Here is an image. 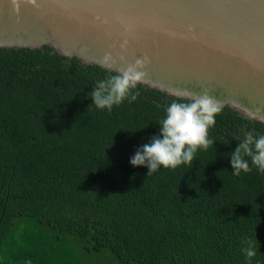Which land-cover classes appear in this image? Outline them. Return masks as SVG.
<instances>
[{
    "label": "trees",
    "instance_id": "trees-1",
    "mask_svg": "<svg viewBox=\"0 0 264 264\" xmlns=\"http://www.w3.org/2000/svg\"><path fill=\"white\" fill-rule=\"evenodd\" d=\"M117 74L47 44L0 45V264H248L244 238L264 264V173L230 163L264 120L223 104L192 165L147 176L130 158L191 98L141 82L136 101L97 109L90 92Z\"/></svg>",
    "mask_w": 264,
    "mask_h": 264
},
{
    "label": "water",
    "instance_id": "water-1",
    "mask_svg": "<svg viewBox=\"0 0 264 264\" xmlns=\"http://www.w3.org/2000/svg\"><path fill=\"white\" fill-rule=\"evenodd\" d=\"M43 44L119 73L146 56L142 83L264 120V0H0V45Z\"/></svg>",
    "mask_w": 264,
    "mask_h": 264
},
{
    "label": "clouds",
    "instance_id": "clouds-1",
    "mask_svg": "<svg viewBox=\"0 0 264 264\" xmlns=\"http://www.w3.org/2000/svg\"><path fill=\"white\" fill-rule=\"evenodd\" d=\"M11 3L13 10L19 13L21 3L35 4V0H11ZM108 59L110 54L105 56V60ZM147 63L146 56L138 57L119 74L98 81L89 94L95 107L101 110L106 108L111 112L114 105H121L126 98L129 104L136 101L140 93L132 90L146 76L144 69ZM183 95L191 97V101H173L165 109V117L158 121L159 135L153 136L150 143L143 144L130 158L133 166H147V176L155 173L161 166L174 170L180 165H192L197 151H206L214 143L208 138L209 128L214 127L215 116L222 112L223 105L206 91L196 96L185 91ZM230 155L233 176L239 177L242 172L250 173L253 167L264 173V135H254L253 131H247ZM245 157L250 158L251 167ZM242 244L246 246L241 251L248 264H251L252 258L257 254L255 241L244 238Z\"/></svg>",
    "mask_w": 264,
    "mask_h": 264
}]
</instances>
